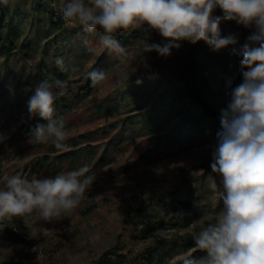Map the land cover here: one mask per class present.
I'll list each match as a JSON object with an SVG mask.
<instances>
[{
	"label": "rangeland",
	"instance_id": "374dc122",
	"mask_svg": "<svg viewBox=\"0 0 264 264\" xmlns=\"http://www.w3.org/2000/svg\"><path fill=\"white\" fill-rule=\"evenodd\" d=\"M59 5L0 0V48L15 44L8 55L0 51V177H53L86 164L96 180L80 205L57 221L46 222L35 211L0 220V264H74V256L75 264H102L104 252L107 264H180L188 253L202 255L193 235L223 211L209 188L210 179L219 185L210 164L222 128L208 125L201 108L180 95L184 44L160 56L144 52L145 39L164 41L157 31L121 29L115 38L128 52L122 64L107 51L89 52L83 39L96 47L102 30L85 33L78 23L65 22ZM213 14L222 16L219 9ZM9 28L19 35L9 36ZM219 28L223 36L236 34L238 47L254 31L226 19ZM209 54L201 57L217 86L222 73ZM57 57L76 71L60 72ZM96 60L108 79L89 88L86 73ZM43 79L68 84L55 100L56 116L68 125L67 150L28 141L30 128L46 123L27 107ZM241 81V75H227L228 93ZM149 216L153 227L145 224Z\"/></svg>",
	"mask_w": 264,
	"mask_h": 264
},
{
	"label": "clouds",
	"instance_id": "9594fccd",
	"mask_svg": "<svg viewBox=\"0 0 264 264\" xmlns=\"http://www.w3.org/2000/svg\"><path fill=\"white\" fill-rule=\"evenodd\" d=\"M217 8L222 16L213 14ZM59 11L65 22L78 23L85 33L100 28L96 47L89 46L87 38L83 44L89 52L107 51L122 64L128 52L115 38L121 29L157 31L164 41L150 44L145 39L144 52L165 57L183 41L203 40L213 51L237 45L236 34L221 35V19L254 29L245 43L232 49L241 56L242 81L230 90L229 103L221 109L222 131L211 153L210 168L220 180L218 185L210 179L209 188L217 202L222 201L223 211L193 235L195 248L203 254L188 253L180 264H264V0H60ZM55 65L62 73L76 71L63 57H57ZM86 78L96 87L108 73L93 68ZM67 92L68 84L61 79H43L35 88L28 111L46 123L30 128L29 143L67 150L68 125L55 108L57 96ZM4 138L0 135V141ZM95 180L96 173L86 164L53 177L4 175L0 220L35 211L46 222L57 221L80 205ZM72 260L75 264L79 256Z\"/></svg>",
	"mask_w": 264,
	"mask_h": 264
},
{
	"label": "trees",
	"instance_id": "16d2710c",
	"mask_svg": "<svg viewBox=\"0 0 264 264\" xmlns=\"http://www.w3.org/2000/svg\"><path fill=\"white\" fill-rule=\"evenodd\" d=\"M40 4L41 2H39L37 6ZM8 35L11 37L18 36L19 32L16 28H9ZM12 41L13 40H10L9 44L2 43L0 51L7 55L10 54L12 49L15 47V44H13ZM182 43L184 46L180 50L179 56L183 59L185 65L184 71L181 74L180 95L187 98L190 104H192L194 107L201 108L203 118L208 125H221V105L230 97V94L228 93V85L226 84V76L228 75L230 79H233L241 75L242 71L240 64L241 56L234 55L232 53L233 47H239L229 45L220 49L219 51H214L209 54L210 46L203 40L198 41L196 44H190L187 41H183ZM202 52L209 54L208 57L214 59V62L218 66L219 72L222 73V76H220L217 80V86L212 83L210 77L206 74V65L201 57ZM97 60L92 66L91 70L93 68H98ZM86 85L89 88L91 87V82L89 79H87ZM192 108L193 107L191 106L190 109ZM145 220V224L148 227L154 226L155 222L151 216ZM9 231L11 233H16L12 230ZM110 260L111 258L109 253L104 252L98 263L107 264Z\"/></svg>",
	"mask_w": 264,
	"mask_h": 264
}]
</instances>
